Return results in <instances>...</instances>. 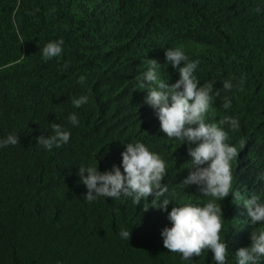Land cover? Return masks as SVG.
<instances>
[{
	"label": "bare ground",
	"instance_id": "6f19581e",
	"mask_svg": "<svg viewBox=\"0 0 264 264\" xmlns=\"http://www.w3.org/2000/svg\"><path fill=\"white\" fill-rule=\"evenodd\" d=\"M171 2L119 0L116 3L120 8L117 27L113 31L103 30L104 40L100 43L91 42L85 34L78 35L70 30L60 35L47 34L51 27L32 33L22 18L12 24L17 33H22L20 43L16 45V32L13 31L14 40L0 23V42L4 46H9V43L18 46L13 57L0 63V85L6 89L0 106V139L11 133L25 140L14 154L16 179L5 171L11 160L0 158V196L3 199L0 218L6 213H16L17 219L24 218L33 227L41 216L52 214V225L57 235L54 245L38 251L27 247L22 237H14L4 244L0 241V264H215L210 250L192 260L182 259L179 253L164 248L160 235L163 227L171 226L167 211L173 206L184 203L202 206L210 199L203 197L195 185H182L190 164L189 145L165 136L160 131L153 109L146 121L139 117L135 119V114L123 115L125 100L135 97L134 87L126 88L123 84L118 89H110L106 82L114 63L122 70L128 67L130 75H138V63L154 59L150 35L145 32L155 25L156 13L171 22ZM12 12H15V7ZM125 27H128L126 37L130 47L147 46L146 51L134 54L128 65L125 56L117 50L121 44L118 34ZM161 27L163 55L158 69L166 71L167 75L159 79L171 84L175 82V69L164 63V53L167 48H175L173 32L168 33L166 23ZM57 36L67 39L62 46V54L50 64L49 60L42 59L41 49ZM140 37H145V41L133 39ZM185 54L190 60H197ZM65 63L69 66L62 71ZM139 67L146 69L144 63ZM194 75L205 79L199 81L200 85L212 82L213 92L219 91L206 115V122L219 123L226 115L235 117L239 120L240 129L229 132V143L239 148L240 142L245 141L237 161L233 162L232 191L238 193L240 199L230 194L218 201L224 215L221 235L229 257L231 251L241 244L244 234L250 235L253 230L264 228V224L250 223L243 206V201L251 196H258L264 203V180L259 179L264 174V140L259 134L262 124L251 125L264 113V101L243 103L235 87L225 91L223 81L217 76H209L207 70L199 65ZM80 76L85 77L83 84L78 82ZM139 90L144 97L147 95L146 90ZM80 96H87L88 103L73 107L72 100ZM225 97L231 100L229 109L223 107ZM116 99H119L118 104H115ZM70 113L77 115V126L68 121ZM53 122L70 132V140L60 148L48 151L36 143V138L41 134H51ZM129 122L133 129L131 137L126 140L125 127ZM224 127L227 131V125ZM137 142L158 154L167 165L166 175L161 181L169 190L166 197L171 202L167 211L154 207L152 196L141 201L140 205L133 204L130 197L124 196L86 201L87 189L77 175L78 167L97 164L99 171H110L113 165L120 166V154L126 144ZM144 203L149 205L147 211L142 210ZM227 207L229 211H226ZM227 226H232L233 230ZM2 227L0 223V230ZM122 229L130 231L129 240L121 238ZM227 264H230L228 258Z\"/></svg>",
	"mask_w": 264,
	"mask_h": 264
},
{
	"label": "clouds",
	"instance_id": "9594fccd",
	"mask_svg": "<svg viewBox=\"0 0 264 264\" xmlns=\"http://www.w3.org/2000/svg\"><path fill=\"white\" fill-rule=\"evenodd\" d=\"M261 11L260 7L254 9L256 13ZM86 37L91 42L100 43L104 40L103 30ZM133 39L140 42L139 38ZM64 41V37L57 36L47 42L41 49L42 59L49 60L51 64L55 57L62 54ZM131 49L134 54L144 52L140 46ZM162 55L163 49L160 46L153 54L154 59L138 63L137 68L140 70L138 75L127 77L121 73L116 81L114 79H117L119 74L113 67L106 82L110 89H118L123 84H126V88L134 87L135 97L125 100L122 107L123 115L135 114L137 116L134 117L135 119L139 117L146 121L153 109L159 121L160 131L169 139L189 145L187 153L190 164L187 165L188 174L182 180V185L184 187L195 185L203 197L210 199L202 206L184 203L173 206L167 211V206L171 202L166 197L169 190L166 184L161 183L166 175L167 165L158 154L151 152L139 142L126 144L125 150L120 154V166L113 165L110 171H99L97 164L78 167L77 175L87 189L85 199L92 202L98 197L120 199L124 196L130 197L133 204L140 205L141 201H146L152 196L154 201L152 205L161 211H167V219L171 222L170 227L165 226L160 231L163 246L169 252L179 253L184 260H192L193 257H199L210 250L215 264H227V258L230 264H264V228L253 230L250 235L244 234L241 244L231 251L229 257L224 236L221 235L224 215L218 201L224 200L230 194L233 198L240 199L239 194L232 191L233 162L237 161L245 141L240 142L239 148L229 143V132H237L240 129L239 120L226 115L219 123L206 122V115L215 98L219 96V91L213 92L212 82L200 85L194 75L199 61L190 60L181 47L167 48L164 53V63L175 69L173 77L175 82L169 84L160 80L159 77L164 78L167 75L166 71L158 69ZM142 63L146 65V69H140ZM68 66L65 63L61 70H66ZM233 79L235 78L224 80L223 89L231 91L235 87L238 91H243L244 78L237 80L235 85ZM78 82L83 84L85 77L80 76ZM139 89L146 90L147 95L144 97ZM5 92V86L0 85V106L4 101ZM86 103H88L87 96L72 100L75 108ZM118 103L119 99H116L115 104ZM231 106V100L225 97L223 107L229 109ZM68 121L74 126L79 124L75 113L69 114ZM260 124L264 127V113L251 122L253 126ZM225 125L228 127L227 131ZM50 127L51 134L37 136L36 143L51 151L54 147L60 148L69 142V131L54 122ZM132 129V123H127L124 139L128 140L131 137ZM259 134L264 140L263 129L260 128ZM24 142V137L11 133L6 138L0 139V158L11 160L5 169L6 173L14 175L17 165L14 154ZM259 179L264 180V174L259 176ZM243 206L247 210L251 224H264V203L260 202L258 196L245 199ZM148 207L149 205L144 203L142 210L147 211ZM226 211H229V207ZM53 218L52 214L41 216L32 227L24 218L17 219L16 213H12L2 222L1 244L13 240L14 237H22L25 245L32 250L48 248L56 243L57 238L52 225ZM227 228L233 230L232 226ZM120 236L129 240L130 231L122 229Z\"/></svg>",
	"mask_w": 264,
	"mask_h": 264
},
{
	"label": "trees",
	"instance_id": "16d2710c",
	"mask_svg": "<svg viewBox=\"0 0 264 264\" xmlns=\"http://www.w3.org/2000/svg\"><path fill=\"white\" fill-rule=\"evenodd\" d=\"M119 0H0V23L15 40L13 22L25 20L32 33L47 30L57 35L69 30L78 35H91L101 30L113 31L118 24ZM15 7V12L13 11ZM256 7L260 13L254 12ZM171 22L157 13L155 25L148 33L151 50L156 53L164 40L162 24L173 32L172 44L199 61V67L209 76L224 81L244 78V90L239 91L242 102L256 104L264 99V0H172ZM116 21V24H115ZM172 23V24H171ZM128 27L118 34L121 44L117 50L125 56L126 64L134 55L127 37ZM16 32V31H15ZM16 45L22 33H17ZM132 34L129 36L131 37ZM65 38V37H64ZM145 37L139 41L144 42ZM67 39V38H65ZM0 42V63L15 55L18 46ZM143 51L147 46L141 45ZM37 51V50H36ZM115 71L129 77V69L113 64ZM198 81L205 80L196 76ZM261 129L264 130L262 125ZM3 203V199H0ZM10 213L0 218L4 222Z\"/></svg>",
	"mask_w": 264,
	"mask_h": 264
}]
</instances>
